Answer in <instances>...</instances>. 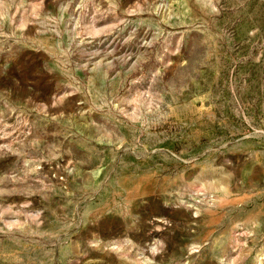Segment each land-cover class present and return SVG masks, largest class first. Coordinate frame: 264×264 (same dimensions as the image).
<instances>
[{"label": "rangeland", "instance_id": "obj_1", "mask_svg": "<svg viewBox=\"0 0 264 264\" xmlns=\"http://www.w3.org/2000/svg\"><path fill=\"white\" fill-rule=\"evenodd\" d=\"M0 264H264V0H0Z\"/></svg>", "mask_w": 264, "mask_h": 264}]
</instances>
